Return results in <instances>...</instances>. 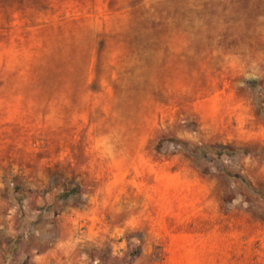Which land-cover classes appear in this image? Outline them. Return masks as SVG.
<instances>
[{
  "label": "rangeland",
  "instance_id": "rangeland-1",
  "mask_svg": "<svg viewBox=\"0 0 264 264\" xmlns=\"http://www.w3.org/2000/svg\"><path fill=\"white\" fill-rule=\"evenodd\" d=\"M75 230L84 264H264V0H0V257Z\"/></svg>",
  "mask_w": 264,
  "mask_h": 264
},
{
  "label": "crops",
  "instance_id": "crops-1",
  "mask_svg": "<svg viewBox=\"0 0 264 264\" xmlns=\"http://www.w3.org/2000/svg\"><path fill=\"white\" fill-rule=\"evenodd\" d=\"M169 201V200H168ZM170 202V201H169ZM90 237L77 234L62 237L55 242L48 250L32 253L29 257V264H84L82 247ZM0 264H3V257H0Z\"/></svg>",
  "mask_w": 264,
  "mask_h": 264
}]
</instances>
